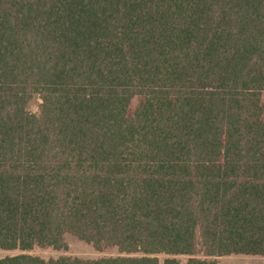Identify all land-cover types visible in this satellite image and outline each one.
Segmentation results:
<instances>
[{
    "label": "trees",
    "instance_id": "16d2710c",
    "mask_svg": "<svg viewBox=\"0 0 264 264\" xmlns=\"http://www.w3.org/2000/svg\"><path fill=\"white\" fill-rule=\"evenodd\" d=\"M263 93L264 0H0V264L264 256Z\"/></svg>",
    "mask_w": 264,
    "mask_h": 264
},
{
    "label": "rangeland",
    "instance_id": "374dc122",
    "mask_svg": "<svg viewBox=\"0 0 264 264\" xmlns=\"http://www.w3.org/2000/svg\"><path fill=\"white\" fill-rule=\"evenodd\" d=\"M138 98L134 97L131 100V105L134 107L137 104ZM264 105V93L262 97ZM40 99L38 97L33 98L29 104L28 109L37 112L39 109ZM264 116V115H263ZM66 248L65 249H53L50 247H34L29 251L30 254L39 256L45 260L56 259L60 256H70L82 259H97L102 257H112L119 255V251L116 247H104L98 249L94 247L91 243H87L78 239L72 235L65 236ZM17 253V251H0V256L12 255ZM181 263H184L186 258H178ZM217 264H264V256H253V255H241L232 254L225 255L214 258Z\"/></svg>",
    "mask_w": 264,
    "mask_h": 264
}]
</instances>
